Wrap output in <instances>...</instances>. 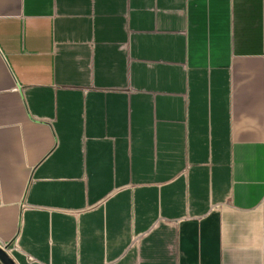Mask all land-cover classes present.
<instances>
[{
  "label": "crops",
  "instance_id": "obj_1",
  "mask_svg": "<svg viewBox=\"0 0 264 264\" xmlns=\"http://www.w3.org/2000/svg\"><path fill=\"white\" fill-rule=\"evenodd\" d=\"M6 245L264 264V0H0Z\"/></svg>",
  "mask_w": 264,
  "mask_h": 264
},
{
  "label": "water",
  "instance_id": "obj_2",
  "mask_svg": "<svg viewBox=\"0 0 264 264\" xmlns=\"http://www.w3.org/2000/svg\"><path fill=\"white\" fill-rule=\"evenodd\" d=\"M9 245L5 247L0 246V260L3 264H15L10 255L7 252Z\"/></svg>",
  "mask_w": 264,
  "mask_h": 264
}]
</instances>
